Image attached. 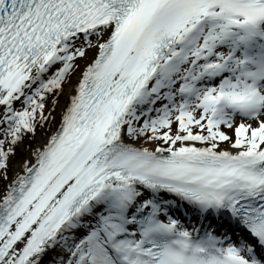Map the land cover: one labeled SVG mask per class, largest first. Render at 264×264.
<instances>
[{"label":"snow or ice","instance_id":"obj_1","mask_svg":"<svg viewBox=\"0 0 264 264\" xmlns=\"http://www.w3.org/2000/svg\"><path fill=\"white\" fill-rule=\"evenodd\" d=\"M0 264H264V0H0Z\"/></svg>","mask_w":264,"mask_h":264}]
</instances>
